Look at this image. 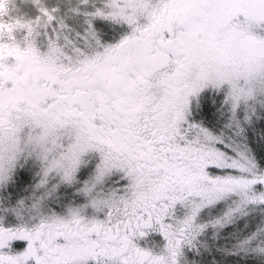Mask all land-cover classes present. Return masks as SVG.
Masks as SVG:
<instances>
[{
    "label": "snow or ice",
    "instance_id": "1",
    "mask_svg": "<svg viewBox=\"0 0 264 264\" xmlns=\"http://www.w3.org/2000/svg\"><path fill=\"white\" fill-rule=\"evenodd\" d=\"M0 264H264V0H0Z\"/></svg>",
    "mask_w": 264,
    "mask_h": 264
}]
</instances>
